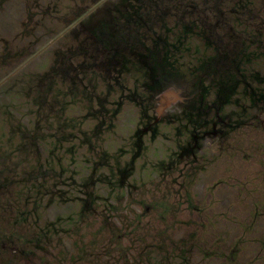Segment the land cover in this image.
<instances>
[{"label":"rangeland","instance_id":"rangeland-1","mask_svg":"<svg viewBox=\"0 0 264 264\" xmlns=\"http://www.w3.org/2000/svg\"><path fill=\"white\" fill-rule=\"evenodd\" d=\"M0 264H264V0H0Z\"/></svg>","mask_w":264,"mask_h":264},{"label":"flooded vegetation","instance_id":"flooded-vegetation-1","mask_svg":"<svg viewBox=\"0 0 264 264\" xmlns=\"http://www.w3.org/2000/svg\"><path fill=\"white\" fill-rule=\"evenodd\" d=\"M168 99H169V97H168ZM166 103V102H165Z\"/></svg>","mask_w":264,"mask_h":264}]
</instances>
